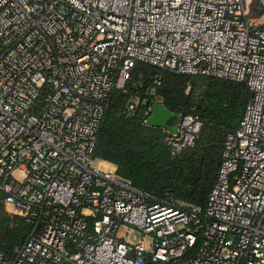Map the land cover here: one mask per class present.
Wrapping results in <instances>:
<instances>
[{
	"label": "built area",
	"instance_id": "obj_1",
	"mask_svg": "<svg viewBox=\"0 0 264 264\" xmlns=\"http://www.w3.org/2000/svg\"><path fill=\"white\" fill-rule=\"evenodd\" d=\"M137 62L252 93L204 206L155 201L96 164ZM201 124L179 114L171 155ZM0 192L30 226L0 264H264V0H0Z\"/></svg>",
	"mask_w": 264,
	"mask_h": 264
},
{
	"label": "trees",
	"instance_id": "obj_2",
	"mask_svg": "<svg viewBox=\"0 0 264 264\" xmlns=\"http://www.w3.org/2000/svg\"><path fill=\"white\" fill-rule=\"evenodd\" d=\"M156 76L159 86L153 84ZM251 96L241 81L178 74L137 62L128 92L116 91L110 98L95 155L155 201L204 206L221 164L224 139L239 125ZM133 97L135 108L130 110L127 104ZM155 104L175 115L170 127L181 113L194 114L202 122L194 143L178 155H171L169 130L146 123L151 112L148 117L145 112ZM2 198L0 192V250L10 256L30 226L7 212Z\"/></svg>",
	"mask_w": 264,
	"mask_h": 264
},
{
	"label": "water",
	"instance_id": "obj_3",
	"mask_svg": "<svg viewBox=\"0 0 264 264\" xmlns=\"http://www.w3.org/2000/svg\"><path fill=\"white\" fill-rule=\"evenodd\" d=\"M174 117L175 115L165 109L161 104H155L152 107L151 114L148 117L146 123L150 126H160L172 131L174 127H170L168 123Z\"/></svg>",
	"mask_w": 264,
	"mask_h": 264
},
{
	"label": "rangeland",
	"instance_id": "obj_4",
	"mask_svg": "<svg viewBox=\"0 0 264 264\" xmlns=\"http://www.w3.org/2000/svg\"><path fill=\"white\" fill-rule=\"evenodd\" d=\"M248 13H249V16H248V19H249V22L252 24V25H255V24H258V23H261L262 22V19L259 15V13L255 10V7L254 5H250L249 8H248ZM101 160L100 159H96V164H101L100 162ZM102 165V164H101ZM7 210V209H6ZM8 212V211H7ZM128 239L132 242H137L139 240H143L146 245L148 244L149 240H150V237L148 236H143L139 231L137 230H134L132 232H130L128 234Z\"/></svg>",
	"mask_w": 264,
	"mask_h": 264
},
{
	"label": "crops",
	"instance_id": "obj_5",
	"mask_svg": "<svg viewBox=\"0 0 264 264\" xmlns=\"http://www.w3.org/2000/svg\"><path fill=\"white\" fill-rule=\"evenodd\" d=\"M175 122H176V121H172V122H171V127H172V128L175 126ZM168 124H169V123H168Z\"/></svg>",
	"mask_w": 264,
	"mask_h": 264
}]
</instances>
